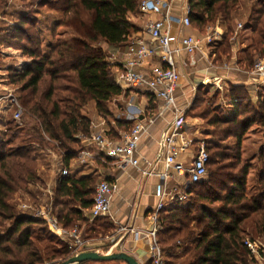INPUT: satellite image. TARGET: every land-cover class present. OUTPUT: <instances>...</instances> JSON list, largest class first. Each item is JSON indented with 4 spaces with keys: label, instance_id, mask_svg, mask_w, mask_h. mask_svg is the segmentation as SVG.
<instances>
[{
    "label": "trees",
    "instance_id": "16d2710c",
    "mask_svg": "<svg viewBox=\"0 0 264 264\" xmlns=\"http://www.w3.org/2000/svg\"><path fill=\"white\" fill-rule=\"evenodd\" d=\"M14 1L0 0V45L19 49L31 62L22 71L9 69L10 83L19 85L18 100L32 119L36 142L46 144L48 139L57 143L64 153L62 166L68 168L83 149L75 136L88 137L92 132L87 106L92 107V116L111 118V102L122 94L109 49L128 45L132 34L138 32L131 21L138 14V0H42L37 5L46 6L53 14L49 17L46 10H37L33 18L16 11L19 8ZM188 8L196 30L207 26L223 30L212 51L216 61L221 56L231 57L230 38L240 9L245 10L241 23L250 35L238 64L250 70L255 58L264 57V0H188ZM5 17L12 22L6 24ZM30 28L36 32L32 34ZM59 28L71 30L75 37L57 38ZM229 88L234 109L231 119L223 117L201 94L189 109V114L202 119L207 127V174L187 186L184 203L175 202L159 213L157 242L165 264H254L244 241L249 236L264 238V145L255 168L241 160V144L248 130L253 125L264 128V98L254 106L244 87ZM127 126L117 127L125 130ZM109 135L118 137L113 129ZM4 147L0 144V264H39L41 252L36 251L31 238V227L38 221L18 214L8 202L17 186L31 177L27 167L33 161L28 155L32 146L8 151ZM252 169L254 194L247 195V176ZM77 173L70 170L57 180L55 195L60 208L56 217L63 229L89 224L82 211L91 207L95 182L100 178ZM98 221L89 224L87 231L95 233V227L109 226H97ZM52 255L49 261L59 264L69 259L71 252L65 246Z\"/></svg>",
    "mask_w": 264,
    "mask_h": 264
},
{
    "label": "crops",
    "instance_id": "0c3cea01",
    "mask_svg": "<svg viewBox=\"0 0 264 264\" xmlns=\"http://www.w3.org/2000/svg\"><path fill=\"white\" fill-rule=\"evenodd\" d=\"M165 3L169 4L171 7V33L177 35L181 32L180 20L188 8V0H165ZM138 16L140 17V23L144 25L148 20L157 19L159 14L154 13L149 16H142L139 14ZM135 20L136 17L135 19L131 18L132 23L138 27V32L132 34L128 45L116 49H109L111 53L110 59L112 64H114V73L121 69L122 65L125 63L129 49L135 45V41L142 37L147 39V36L141 33L142 26L138 24L139 21L137 22ZM218 29L221 34L220 39L216 42L221 40L223 33L220 27H218ZM193 30L191 26L190 28L184 29L182 32L184 35H195ZM249 35L250 31L248 29H244L240 32V43L234 42V45L231 43V47L235 49V52L231 55L229 60L225 59L223 56L220 57V64L213 59V50L211 51L212 45L206 48L208 52V62L199 53L193 56L179 53L175 57L176 67L181 75L180 83L176 91V102L185 116V130L190 133L191 136L193 135V139L194 135L198 136L199 133L196 128L192 129V120L199 125L201 119L192 117V115L189 114V109L200 88L205 90L201 95L202 98L207 99L210 104L212 103L211 105L226 119H231L234 113L229 94V86L244 87L254 106L258 100L264 98V84H250L253 82L246 74L248 70L242 69L238 64L244 57V48L246 47L239 48L238 45L241 43L248 44ZM225 63L229 65L228 68H224ZM157 66L158 62L153 60L143 64L141 70L144 74H148L151 69ZM212 78H217L219 81L213 84ZM255 82L254 80V83ZM111 104L119 108L118 118L115 117L116 123L113 124V130L117 133L118 137H121V134L124 133V130L118 129V125H131L132 128L137 122H142L147 126L138 144V156L142 160L140 167H119L118 164L113 163V161L109 163V167H105L102 165L99 158H95L93 164L85 165L79 163L75 156L71 159L67 169L69 170L71 168L70 170H72L71 162L77 163L78 167L73 169L77 170L78 176L94 174V176L98 178L102 177L101 179L111 180L110 184L114 186L115 191L111 198L110 214L102 219H107L110 227L112 225L115 226V232L117 230L119 231L120 227L127 228V231L124 232L117 231L118 234L115 235L114 239L112 237V246L114 248L118 246L121 247L120 245L122 243V247L125 248L127 254L134 257L139 264H146L148 262L146 240L143 238L135 240L134 234L135 232L144 233L153 226L151 213L158 204L160 194L164 189H166V191L175 189L178 193L183 192L187 188L186 178L178 177L172 172L169 174L167 180H163V178L158 175L164 170L161 164L155 163L158 141L162 136L166 123L171 119L170 111L163 109V102L161 100L154 98L145 91L126 88L122 89V94L113 99ZM114 113L116 116L117 112ZM120 115L122 118H120ZM93 118H98L99 122L92 124L103 123V126H100V128L107 127L100 116L93 113ZM152 118H154L153 123L151 125L147 124L148 120ZM98 128L99 127L94 129L92 127V133L99 131L100 128ZM105 130L108 132L107 129ZM262 145H264V128L253 125L242 140L241 160L255 168L257 166L258 152ZM192 154L193 149L191 148L182 156V160L186 164H189L192 160ZM254 176L255 170L252 169L247 176V195L254 194ZM174 204L175 202H173V200L167 198L164 203L165 209L172 208ZM85 211L87 210H83L82 213ZM87 244L88 250L86 247L84 251H94L91 249L99 248L100 243L88 241ZM101 244L105 247L108 245L106 242L104 243V241ZM254 264L256 263L254 262Z\"/></svg>",
    "mask_w": 264,
    "mask_h": 264
},
{
    "label": "built area",
    "instance_id": "2783aa9c",
    "mask_svg": "<svg viewBox=\"0 0 264 264\" xmlns=\"http://www.w3.org/2000/svg\"><path fill=\"white\" fill-rule=\"evenodd\" d=\"M138 13L142 16L159 14L157 19L148 20L143 25L141 33L145 38H139L135 45L129 49L127 59L121 69L115 72V82L121 89L142 90L149 93L156 99L163 102V109L169 110L171 119L166 123L162 136L158 141V151L155 159L156 164H161L164 168L158 175L167 180L169 174L174 173L178 177L186 178V185L202 181L207 174L208 153L205 142L194 140L190 133L185 130L186 121L183 111L177 106L176 91L180 83L181 75L176 67L175 57L179 53L195 55L199 53L208 60L207 47L220 39L218 26L212 29L206 28L204 36L184 35L182 31L191 27L189 19V8L182 16L181 32L177 35L171 33L172 14L171 7L165 0H138ZM244 30L241 23H237L230 42L234 43L236 37ZM178 44V45H176ZM156 60L158 66L149 71L148 74L142 72V65ZM224 64V68H228ZM251 78L252 85L264 84V58H255L252 68L246 71ZM254 80L256 81L254 83ZM217 78H212V83L216 84ZM0 95V113H10L14 121L20 120L22 109L18 99L5 89ZM5 93V94H4ZM162 113V112H160ZM154 118L149 119L147 124H152ZM103 126V123L92 124L96 129ZM98 128V129H99ZM147 126L142 122H137L129 132L122 133L121 139L114 141L106 136L105 129L101 127L99 131L91 133L88 137L79 136L84 144L83 149L76 155L79 163L90 165L95 158L100 162L113 161L118 166L140 167L141 159L138 156V144L140 138L146 131ZM97 129V130H98ZM193 149L192 160L186 164L182 156ZM60 177L68 175V169L62 166ZM186 190V189H185ZM115 191L113 185L105 180H101L94 189L91 207L83 212V217L89 224L105 218L110 214L111 198ZM169 198L173 202L184 203L187 199L185 191L177 192L175 189L164 191L160 194L159 202L151 213L153 226L144 233L135 232V240L143 238L147 243V259L151 264H165L164 253L157 242V233L160 229L158 217L159 213L165 209V200ZM62 231V230H60ZM127 231L126 227H120L119 232ZM65 231H63L64 233ZM68 237L66 245L74 256L83 252L85 242L80 237L77 229L65 232ZM244 246L248 250L249 256L256 264L264 263V243H257L245 240ZM53 264V263H48Z\"/></svg>",
    "mask_w": 264,
    "mask_h": 264
},
{
    "label": "rangeland",
    "instance_id": "374dc122",
    "mask_svg": "<svg viewBox=\"0 0 264 264\" xmlns=\"http://www.w3.org/2000/svg\"><path fill=\"white\" fill-rule=\"evenodd\" d=\"M20 1V2H18ZM42 0H17L14 1V4H18V8L16 11H20L26 13L29 18H33V16L37 15V10H46V6H39L37 5ZM47 1V0H45ZM13 0H8V3L11 4ZM246 8V7H245ZM15 10V9H14ZM47 11V10H46ZM50 12L47 11L46 16H52L53 13L49 14ZM0 15L1 14V4H0ZM139 15V14H138ZM135 16L136 20L139 21L138 24L142 26L143 24L140 23V17ZM55 16V15H54ZM135 17H132L135 19ZM1 19V16H0ZM245 19V10L240 9V18L236 19L234 22V26L237 23L243 22ZM5 23L9 24L12 22V19L5 17ZM242 24V23H241ZM209 27V26H207ZM206 27V28H207ZM212 29H215V26H210ZM193 31L197 36H204L206 33V29L202 31L196 30L193 26ZM30 32L34 34L36 29L30 28ZM56 37L60 39H70L71 37H75V33H73L69 29L59 28L56 31ZM236 43L240 41V34L236 37ZM217 42H213L212 50H215V45ZM240 43V42H239ZM246 43H241L238 45L239 48L247 47ZM234 45V43H233ZM245 47V48H246ZM237 48V47H236ZM244 48V49H245ZM237 50V49H236ZM235 52V49L232 47L230 48V56ZM214 58H216L215 51L212 53ZM211 54V55H212ZM210 55V56H211ZM222 57V56H221ZM225 59L229 60L230 57L223 56ZM223 58V59H224ZM264 58V57H263ZM216 60V59H215ZM31 62V59L24 55L19 49L15 47H10L6 44L0 45V95L5 89L9 90V92L14 95L17 99L20 96L19 92V85L18 84H11L9 79V69H14L16 71H22L25 67H27ZM218 64L220 61L217 60ZM25 66V67H24ZM43 86L41 87V89ZM205 90L200 88L197 91V95H202ZM5 94V93H4ZM199 97V96H198ZM200 98V97H199ZM200 100H202L200 98ZM204 100V99H203ZM19 102V100H18ZM20 104V102H19ZM212 104V103H211ZM22 109V114L20 120L17 122L10 117V113H0V144L5 145V151L13 150L18 146H32L28 155L33 160L29 162V168L31 170V177L28 182L20 184L17 188L10 194L9 203L14 207L15 211L18 214L30 216L38 221V224L33 225L32 229V240L36 251L41 252L42 262L39 264H48L53 263L49 261V257L51 258L52 252H57L63 249L66 245V241L68 237L65 232H71L72 230L77 229L80 233V237L85 242L84 247H87L88 250V241L99 242V248H92L100 255L110 254V253H118L123 252L126 253L125 248L112 246V241L118 232L115 226L109 227L107 225H103L100 227H95V233H90L87 231L89 224H75L76 226L62 228L59 224L58 218L56 217L57 210H59V205L56 202V188H57V180L60 178V171H61V160L62 155L64 154L57 143H50L48 139H45L46 144H40L37 141L36 133L32 130L33 122L32 119L26 114L24 108L20 104ZM112 117L102 118V120L106 123L107 127H103L107 129L108 132L105 130L106 136L114 141H118L121 137L117 138H110L112 136L109 135L110 130L113 129V124L116 123L115 117L118 115V106H114V104L110 105ZM92 107L87 106V114L90 115L92 118V123H98V118H93L92 116ZM117 112L116 116L115 113ZM123 113V112H122ZM121 116V115H120ZM118 118V117H117ZM122 118V116L120 117ZM117 126V125H116ZM131 126V125H130ZM125 128L124 133L130 131L131 127ZM196 128L199 135H194L195 140H202L205 142L207 140L206 135V126L204 121L201 119L199 125H197L192 120V129ZM92 133V132H91ZM91 135V134H90ZM9 136H11L9 138ZM80 135L75 136L76 140L81 142L79 139ZM110 136V137H109ZM193 138V135H192ZM83 147L84 144L82 143ZM77 155V154H76ZM107 161H105L106 163ZM105 167H109V164H104L101 162ZM81 165V164H80ZM72 170L75 167H78L77 163L71 162ZM71 169V168H70ZM70 169L68 171H70ZM102 178V177H101ZM97 179L95 182V186L100 182L102 179ZM101 223L108 224L109 221L106 220H99L96 225L98 226ZM87 225V226H86ZM95 225V226H96ZM62 230V231H60ZM63 231H65L63 233ZM113 237V239H112ZM246 240L255 241L257 243H264V238L261 236H254V237H247ZM104 241L108 245L105 247L101 243ZM90 244V243H89ZM71 252V251H70ZM127 254V253H126ZM129 255V254H128ZM72 256V255H71ZM54 264V263H53ZM81 264H125L119 261H111V262H84ZM175 264H180V262H176Z\"/></svg>",
    "mask_w": 264,
    "mask_h": 264
},
{
    "label": "water",
    "instance_id": "95a60500",
    "mask_svg": "<svg viewBox=\"0 0 264 264\" xmlns=\"http://www.w3.org/2000/svg\"><path fill=\"white\" fill-rule=\"evenodd\" d=\"M88 261L91 262L119 261L125 264H139L134 257L123 252L100 255L95 251L80 252L74 256H71L69 259L59 264H81Z\"/></svg>",
    "mask_w": 264,
    "mask_h": 264
}]
</instances>
